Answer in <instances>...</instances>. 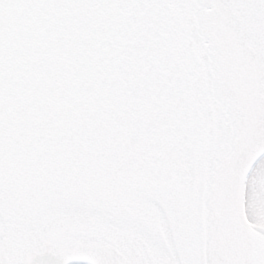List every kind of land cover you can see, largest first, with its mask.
Listing matches in <instances>:
<instances>
[{
	"label": "snow or ice",
	"instance_id": "obj_1",
	"mask_svg": "<svg viewBox=\"0 0 264 264\" xmlns=\"http://www.w3.org/2000/svg\"><path fill=\"white\" fill-rule=\"evenodd\" d=\"M0 264H264V0H0Z\"/></svg>",
	"mask_w": 264,
	"mask_h": 264
}]
</instances>
